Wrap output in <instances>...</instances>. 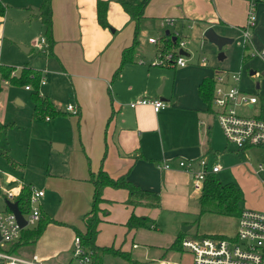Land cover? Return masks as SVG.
Returning a JSON list of instances; mask_svg holds the SVG:
<instances>
[{
    "label": "crops",
    "instance_id": "obj_1",
    "mask_svg": "<svg viewBox=\"0 0 264 264\" xmlns=\"http://www.w3.org/2000/svg\"><path fill=\"white\" fill-rule=\"evenodd\" d=\"M40 1L34 0L33 6L20 7L19 10L25 17L27 14V22L31 16L37 15ZM96 1L50 0L51 41L44 35L39 19L34 18L41 27L38 51L40 50L47 67L41 70L26 67L39 70L41 74L49 72L54 78L56 75L59 78L64 77L68 83L67 91L64 92L66 104H71L77 110V114L66 111L65 104L61 110L64 115L61 117L72 119L76 133L71 150L63 158L66 164L62 170H56L54 165L38 187L30 182L19 181L10 174L5 175L6 184L12 186L21 184L42 190L43 195L38 202L39 219L44 215L51 220L31 244L23 242L21 231L19 239L15 242L16 246H11L10 251L21 257L34 254L42 264H66L71 258L76 231L85 230L83 219L90 209L93 193L89 174H95L98 169H102L112 179L124 177L138 189L156 193L159 206L129 205L126 189L105 186L101 192L103 201L98 204L100 221L97 224L94 243L98 247H111L124 253L129 261L152 264L148 260L140 262L130 256L129 251L137 249L138 246L133 242L135 232L139 229L159 230L158 213L163 208L176 210L178 199L186 201L194 193L190 176L175 167V160L204 158L207 168L216 166L215 163L209 164L208 155L217 147V131L213 122H216L218 127L219 125L215 117V108L211 102L207 105L202 101L198 94V86L203 79H212L214 71L219 69L208 68L205 65H190L194 60L185 47L181 49L187 58L183 67L152 65L151 61L156 55L157 48L156 45L147 42V38L154 37L163 44L164 39L161 37L167 31L171 39L169 33L171 27L166 26L167 29L163 33H158V29L155 28L157 25L158 28L164 29L165 26L161 27L159 22L166 17L176 20L174 29L179 31L181 38L186 35V30L193 26L195 34L212 27L217 34L228 39L234 33L241 35L240 30L247 16L248 0H148L138 25L142 22L145 29L153 24L151 33L145 31L142 37H136L137 45L132 61L124 64L116 77H112V74L119 65L122 50L131 45L134 32V21L122 10L118 1L132 3L142 0H106L108 28H102L96 21ZM253 16L254 24L250 28L251 42L255 49L261 50L264 49V2L255 5ZM3 30L4 25L1 34ZM41 38L43 42L40 41ZM22 47L26 49L24 53L30 54L31 48L23 45ZM20 50L23 51L21 48ZM245 54L240 50L239 80L236 86L241 92L255 95L257 103L235 106V111L237 107H242L245 112L248 110L246 113L252 114L251 116L264 115L261 105L264 93L260 92L264 83V70L259 71L255 65L241 75V65L248 57ZM257 65L260 67L264 64L258 59ZM6 66L9 65H2ZM255 73L259 76L254 75ZM1 80L4 78L0 79V82ZM53 81L56 85V79L53 78L48 80L46 86V83L41 84L45 87L41 95L53 101L55 105L56 88L52 85ZM4 82L9 83L7 80ZM60 84L63 82L60 81ZM23 89L30 90L24 87ZM141 98H159L166 102L167 106L158 111H153L149 105H137L134 108L128 106L129 102ZM16 103L19 104L17 100ZM56 107L58 108V105ZM44 121L49 122L50 119L46 118ZM0 124L4 125L1 122ZM3 133L4 130L0 132V139ZM55 145L57 150L52 148L58 152L67 147L66 144ZM244 150L236 149L245 160L237 153L238 157L232 156L234 162L229 166L234 174V183H230H233L240 192L245 187L244 183L255 182L253 175L264 171L261 164H258L261 165V169L256 167L251 170ZM0 153L3 156L6 153L12 160L10 162L12 166L21 167L11 155H8V148L0 147ZM163 161L170 163L171 168H161L160 164ZM219 171L218 167L215 173ZM215 173L209 175L215 178ZM8 176L16 179V182L8 183ZM45 190L52 200L53 197L56 200L57 196L59 203L57 211L56 209L46 211L42 208L41 199L45 195ZM193 196L198 198L195 193ZM241 208H245L244 205ZM131 214L146 217L149 226L128 231L125 222ZM235 218L237 220V216ZM107 225H117L120 228L121 241L118 247L97 242L100 228ZM235 228L236 224L229 237L222 235L211 237L232 238ZM184 229L180 232L185 234L188 228ZM108 255H102L99 261L94 262L91 258V262L104 264V257ZM120 258L124 259L125 264L129 263L126 258ZM160 260L162 259L156 261Z\"/></svg>",
    "mask_w": 264,
    "mask_h": 264
},
{
    "label": "rangeland",
    "instance_id": "obj_2",
    "mask_svg": "<svg viewBox=\"0 0 264 264\" xmlns=\"http://www.w3.org/2000/svg\"><path fill=\"white\" fill-rule=\"evenodd\" d=\"M0 2L4 6L3 15H0V63L14 67L10 69L9 77L15 78L21 72L23 66L43 69L46 65L40 50L38 51L41 27L34 19L37 16H31L27 22V14H25V17L19 10L21 6H33L34 0H0ZM3 25L4 30L1 34ZM151 26L144 29L141 22L138 25L139 35L137 37H142L145 31L151 33ZM158 27L155 26L158 33H163L167 29L166 26L164 29ZM194 32L196 31L193 26L191 29L186 30V35L181 38L184 41L183 47L187 49L192 60H194L190 65H205L208 68L219 69L221 72L226 71L228 74L239 71L240 50L242 51L240 33H234L232 37H229L231 42L218 49L215 44L208 42L203 37V32L198 34ZM19 45L31 48L30 54L21 51ZM219 54L222 55V58H219ZM202 58H204L203 62L200 61ZM245 60L241 65V75L250 68H254L255 65L259 71L264 70V65H260V67L257 65V58L248 56ZM50 78L51 80L52 78L56 79V85L55 81L52 82L53 87L56 88V103L54 104L58 105L60 110H63L67 102L64 92L67 91L68 83H66L64 77L59 78L56 75V78H54L49 72L42 73V80L46 83L45 86ZM0 79H2L1 74ZM4 80L0 82V122L5 125V129L0 139V147L8 148V155H11L21 167L12 166L0 153V211L5 208L2 189L12 187V184H6L5 175L10 174L19 181L30 182L33 186L38 187L43 177L50 173L54 165H56V170H62L66 164V160H63V158L71 150L76 133L72 119L61 117V115L50 118L49 122H45L43 118H32L30 93L33 88L29 85L30 90L25 91L23 89L24 85L5 83ZM60 81L63 84H60ZM226 82L230 83V79L226 78ZM44 89V85L39 84L37 92L42 94ZM260 92L264 93V83ZM16 100L19 104L16 103ZM236 112L242 116L252 115L247 114L242 107H237ZM213 123L217 131V147L208 155V161L209 164L215 163L220 168V171L215 173V179L222 184L230 183L233 182L234 178L233 171L229 169V166L234 162L232 156L237 158L236 154L238 153L243 160L245 159L241 153L236 151L235 147L227 145L216 122ZM53 143L66 144L67 147L65 150L58 152L53 150ZM244 154L246 161L252 167L251 170L255 169L258 164H261L264 168V148L248 147L244 150ZM253 177L255 179L254 183H244L245 187L241 190L242 201L240 206L244 205L245 208L255 211H264V171L253 175ZM193 195L194 193L186 201L178 199L176 210L162 207L163 210L158 213L159 230L139 229L135 232L133 242L138 244L137 249H129V254L133 259L140 262L148 260L151 263L162 259L178 264H190L191 255L187 251L183 249L168 251L165 248L177 236L182 227L188 228L183 235L185 238L214 235L229 237L232 235L236 218L200 212L199 201ZM51 198L45 190V195L41 199V206L46 211L55 209L57 211L59 205L57 196L56 200L54 197L53 200ZM98 214L99 209L96 212L97 217H99ZM120 241L121 230L117 225H107L100 228L97 242L103 245L113 244L114 247H118ZM104 258V264H125L124 259L119 256L108 255Z\"/></svg>",
    "mask_w": 264,
    "mask_h": 264
},
{
    "label": "built area",
    "instance_id": "obj_3",
    "mask_svg": "<svg viewBox=\"0 0 264 264\" xmlns=\"http://www.w3.org/2000/svg\"><path fill=\"white\" fill-rule=\"evenodd\" d=\"M264 0H248V11L244 26L242 27V50L249 57H257L264 64V49L257 50L251 42L250 28L254 24L253 10L257 3ZM175 19L166 17L160 20L161 27H171V39H176L175 47L163 49L154 37H148L147 42L156 45V55L151 61L152 65L164 67H183L187 58L179 51L184 46V41L178 30L174 29ZM43 42V38L40 39ZM46 47V45H44ZM243 55V56H245ZM204 58L200 61L203 62ZM0 63V67H1ZM258 75V74H254ZM259 76V75H258ZM257 76V77H258ZM230 79V83L226 82ZM213 95L211 104L215 108V117L226 142L236 149L244 150L248 147L264 148V115L241 116L235 111V106H246L257 103L255 95L241 92L236 83L239 80V72L227 73L220 70L214 71L212 77ZM41 78L39 84H43ZM26 90L29 86H24ZM137 105H149L153 111H158L167 106V103L159 98H141L128 103L130 108ZM65 110L70 114H77V110L71 104H66ZM163 169H170L171 164L163 161L160 164ZM175 167L185 171L191 179L192 191L199 194L203 187V181L207 175L215 173L218 167L212 165L207 168L204 158L175 160ZM261 169V165L257 166ZM7 182H16L8 176ZM22 185L16 184L9 189H2L3 198L14 201L21 192ZM28 210L21 213L25 220V227L36 224L40 217L38 202L43 191L32 186L28 187ZM14 215L7 209L0 211V264H42L36 255L21 257L10 251V247L19 237L21 229ZM181 249L191 255V264H264V211H255L242 208L237 215L235 234L232 238H217L201 236L196 238H183L180 242ZM66 264H92L91 253L82 247L78 235L73 237L71 258ZM152 264H177L170 261H156Z\"/></svg>",
    "mask_w": 264,
    "mask_h": 264
},
{
    "label": "trees",
    "instance_id": "obj_4",
    "mask_svg": "<svg viewBox=\"0 0 264 264\" xmlns=\"http://www.w3.org/2000/svg\"><path fill=\"white\" fill-rule=\"evenodd\" d=\"M148 0L135 1L132 3L118 1L122 10L128 14L134 21V32L133 39L130 46L124 48L121 52L120 62L118 67L112 74V77H116L124 64L130 63L133 58L134 50L137 45V32H138V21L143 16V9ZM106 0L96 1V21L102 28H108L109 25L106 21ZM4 6L0 2V15H3ZM51 12H50V0H41L38 6L37 18L43 27L44 35L50 40L51 37ZM161 39H164L163 49H169L175 47L176 39L172 40L168 35L163 34ZM50 43H48V49ZM14 67L6 66L0 67V74L2 78L7 80L11 84H22L24 86H31L33 91L30 93V101L32 103V118L34 119H50L56 116L64 115V113L58 109L53 103L37 92V87L39 85V80L41 78V72L39 70H34L23 66L19 75L15 77H9L10 69ZM29 86V87H30ZM213 80L209 78L203 79V81L198 86V94L203 102L207 105L210 104L213 95ZM261 105L264 112V97L261 98ZM5 129V125L0 124V132ZM4 156L9 162L12 160ZM89 180L93 185L92 201L90 204L89 211L85 214L83 222L85 226L84 232L76 231L80 238V243L87 251H90L91 258L98 260L102 255H115L126 258L128 264H138L134 261H129V258L122 252L112 249L111 247H98L94 243L97 224L100 219L96 216L98 211L99 202L103 201L101 197L102 189L105 186H111L114 188H124L127 190L128 198L127 204L132 206H148V207H158L159 199L158 195L153 192L143 191L138 189L135 185L125 180L124 177H118L112 179L107 176V174L102 170L98 169L95 174H89ZM28 196L29 190L28 186H22L20 194L14 198L17 203V207L21 213H25L28 210ZM197 200L200 204V212H209L217 215L236 217L240 210V202L242 201V193L233 183H220L212 175H207L203 181V187L201 192L198 194ZM48 222H51L46 216L42 215L40 219L36 222L34 227L21 229L22 235L21 239L23 242L33 243L36 238L40 235L44 227ZM149 220L146 217H136L131 214L127 221L125 222V227L128 231L139 228L148 227ZM184 233H179L174 240L166 247L168 251H180V242L183 239ZM21 244V242H20ZM16 246V243L11 245ZM99 261V260H98Z\"/></svg>",
    "mask_w": 264,
    "mask_h": 264
},
{
    "label": "water",
    "instance_id": "obj_5",
    "mask_svg": "<svg viewBox=\"0 0 264 264\" xmlns=\"http://www.w3.org/2000/svg\"><path fill=\"white\" fill-rule=\"evenodd\" d=\"M165 34L167 35L168 32L166 31ZM203 37L210 43H213L217 46L218 49H220L224 44L230 43L231 40L227 37L221 36L217 34L212 27H207L203 30ZM173 40V37H172ZM19 48H21L23 51L26 49L22 47V45H19ZM180 54H184L182 50L179 51ZM219 58H222V55L219 54ZM159 93V91H157ZM52 147L57 150L56 145L53 143ZM4 204L7 210H9L15 217L17 223L19 224L20 228H23L25 226V220L22 217V214L20 213L17 203L15 201H9L4 199ZM185 229L182 227L181 231H184Z\"/></svg>",
    "mask_w": 264,
    "mask_h": 264
}]
</instances>
